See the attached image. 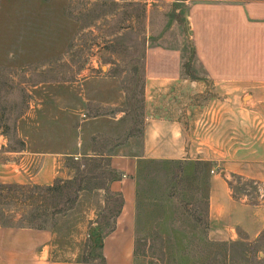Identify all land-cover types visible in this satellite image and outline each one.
Returning a JSON list of instances; mask_svg holds the SVG:
<instances>
[{"label": "rangeland", "instance_id": "374dc122", "mask_svg": "<svg viewBox=\"0 0 264 264\" xmlns=\"http://www.w3.org/2000/svg\"><path fill=\"white\" fill-rule=\"evenodd\" d=\"M195 3L0 0V161H10L13 153L30 145L69 149L77 121L85 119L75 115V104H121L117 109L131 114V134L139 138L144 104H213L212 111L228 104V123L208 139L217 143L220 132L226 133L229 149L235 148L237 132H244L235 118L250 116L247 105L262 104L257 131L263 134L264 62L258 66L246 60L242 68L235 59V25L228 24L229 30L220 35L222 13L205 12ZM230 10L235 20L236 9ZM209 16L212 23L206 24ZM194 17L199 19L197 31ZM221 38L228 59L213 55L214 71H209L201 48L216 52ZM99 111L113 112L109 107ZM47 128L63 139H27L34 129ZM116 143L96 139L98 148L108 151ZM68 166L70 177L59 179L62 188L55 192L45 186L0 183V222L52 227L68 259L102 264L98 234L113 227L121 209L122 198L109 192L115 173L106 157L84 154L69 160ZM214 169L194 160L141 162L136 264H264V236L237 243L209 238ZM230 182L235 197L264 200V184L236 174Z\"/></svg>", "mask_w": 264, "mask_h": 264}, {"label": "crops", "instance_id": "0c3cea01", "mask_svg": "<svg viewBox=\"0 0 264 264\" xmlns=\"http://www.w3.org/2000/svg\"><path fill=\"white\" fill-rule=\"evenodd\" d=\"M194 1L205 12L218 9L222 13L220 35L229 30L228 24L235 25V59L241 62L242 68L246 60L257 62L258 66L264 62V0ZM230 8L236 9L235 20ZM195 15L198 18L199 15ZM196 17L197 31L199 19ZM211 20L209 16L204 21L212 23ZM244 45L250 47L245 48ZM226 46V41L224 43L221 38L216 52L201 48L207 54L209 71L213 70V55L216 54L220 61L228 59ZM178 53L172 51V54ZM259 105L262 104L246 106L249 117L235 118L239 129L244 132H237L235 148L229 149L226 133L222 135L220 132L217 143L211 144L209 140L212 131H220L228 123V104H219L214 111L213 104H144L140 138L131 134L134 128L131 114L126 109H117L122 107L121 104H75V115L80 114L85 119L77 121L69 149L46 146L39 149L30 145L27 150L15 152L10 161H0V183L50 187L59 179L70 177L69 160H79L84 154L108 158L110 168L118 175L111 181L109 192L120 196L123 205L113 227L98 234L104 258L102 264H136L137 175L141 162L150 159L206 162L215 166L209 181V238L221 243L257 242L264 236V200L249 201L235 197L230 178L236 174L264 184V133L257 131L260 125ZM99 107H109L113 112H97ZM114 109L117 110L114 112ZM90 110L97 113L89 114ZM28 115L32 116V111ZM217 125L220 129L215 128ZM57 133L48 128L43 132L34 129L27 139H63L64 136L61 137L59 132L58 137ZM101 137L117 141L115 149L98 148L96 139ZM0 264L83 263L68 259L52 227L0 222Z\"/></svg>", "mask_w": 264, "mask_h": 264}, {"label": "trees", "instance_id": "16d2710c", "mask_svg": "<svg viewBox=\"0 0 264 264\" xmlns=\"http://www.w3.org/2000/svg\"><path fill=\"white\" fill-rule=\"evenodd\" d=\"M113 172L115 173V177L113 178V180H114V179L118 178V175H117V173H116L115 171H113ZM60 183H61V182L58 181L55 185L48 187L47 190H48V191H52V192H55V191L58 190V189L60 190V189L62 188V187L60 186ZM0 187H4V186H3V185H0ZM19 187H23V186H19ZM120 205H121V206L123 205V200H122V199H121V203H120ZM97 247L100 248V250H101V245L98 244ZM101 258H102V260H104L102 254H101Z\"/></svg>", "mask_w": 264, "mask_h": 264}]
</instances>
